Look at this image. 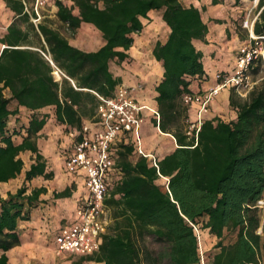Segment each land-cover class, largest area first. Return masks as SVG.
<instances>
[{
	"label": "trees",
	"instance_id": "16d2710c",
	"mask_svg": "<svg viewBox=\"0 0 264 264\" xmlns=\"http://www.w3.org/2000/svg\"><path fill=\"white\" fill-rule=\"evenodd\" d=\"M4 1L20 21H29L20 0ZM217 3L213 0L214 5ZM235 3L245 4L241 0ZM56 7L58 19L68 29L91 24L101 33L104 45L85 53L70 46L58 31L38 25L48 47L46 50L42 45V52L81 88L104 97L111 96L120 83L109 71V63L128 59L132 34L143 29L140 19L152 11L160 12L170 30L163 44H155L152 55L163 68V77L155 87L158 126L174 137L177 148L159 159L156 169L142 156L129 161L134 144L122 145L118 152L122 177L110 186L112 199L107 202L114 208L112 233L103 236L97 253L73 264L88 260L105 264H162L163 260L167 264H201L205 233L216 240V252L206 258V264H264V215L257 205L264 200V78L244 101L230 93L229 106L235 118L205 119L195 144L185 135L188 108L182 98L193 93L190 85L194 81L208 80L202 52L194 45L195 41L204 42L208 33L200 9L185 7L180 0H71ZM256 11L254 33L262 35L264 0L258 1ZM27 38L16 23L0 38L6 46L0 53V184L23 172L22 154L33 156L23 184L15 193L0 197V264H9L6 252L20 243L19 223L30 219L31 210L46 191L40 187L27 193V182L52 177L37 145L49 115L38 111L53 105L58 124L79 130L83 118H91L94 109L92 95L73 88L62 90L63 99H59L52 66L38 51L19 48L28 43ZM5 89H9L10 97L4 95ZM12 101L17 103L16 109H10ZM19 106L32 112L25 123L18 116ZM163 178L168 179L165 191L158 184ZM68 194L65 190L57 196ZM145 235H153L163 244L156 257L143 249Z\"/></svg>",
	"mask_w": 264,
	"mask_h": 264
},
{
	"label": "crops",
	"instance_id": "0c3cea01",
	"mask_svg": "<svg viewBox=\"0 0 264 264\" xmlns=\"http://www.w3.org/2000/svg\"><path fill=\"white\" fill-rule=\"evenodd\" d=\"M185 7L195 6L201 10V17L208 28V33L204 42L195 41V47L202 52V61H210V66L207 70L204 67L205 74L208 76V80L204 82L194 81L190 85V90L193 93L199 90H205L214 85V75L217 72H221L227 69L220 67L221 61L217 60L219 53L222 52L224 45L231 42L232 46H237L239 41L242 42L234 31V21L239 15H235V9L228 13V15H214L219 8L228 9L231 1L236 0H217V4H213V0H189V3H185V0H180ZM243 3H247V0H241ZM24 9V8H23ZM57 7L47 8L43 11L42 20L35 25L31 22L30 18L28 22H22L18 16L7 7L4 0H0V38L7 34V29L12 23H16L17 27L27 34L28 43L19 46L20 49H30L38 51L44 59L52 66V77L54 82L58 84V97L60 100L62 97V90L73 88L75 91H81L83 93H89L92 95V105L94 109L92 111L91 118H83L82 124L92 119L96 114L97 98L94 95L93 90L88 88H81L76 79H72L58 69L48 54H44L41 50L42 45L48 50V47L44 41V38L38 31V25L47 26L49 29L58 31L63 37H65L70 46L85 52L92 53L98 51L103 45L101 33L96 30L91 24L81 23L75 30L68 29L67 25L63 24L56 15ZM155 11L150 12L147 18H141L143 29L139 33L132 34L133 44L127 51L128 59L118 63L112 61L109 63V71L114 78H118L120 83L118 85H124L130 89L134 98L140 105L147 106L151 109L157 110V104L155 97L156 85L161 81L163 77V68L160 62L152 55V50L157 42L164 43L170 32L169 28L162 21V15H153ZM234 12V13H233ZM226 13V11H225ZM23 14L28 15L23 11ZM74 15H77V11H73ZM234 14V15H233ZM29 16V15H28ZM39 33L40 37L36 35ZM226 37H230L226 40ZM226 40V42H224ZM240 44H238L239 46ZM237 46V47H238ZM6 46L0 43V53ZM236 47V49H237ZM236 53V50H235ZM132 59V62L128 64V60ZM227 62L225 61V64ZM212 70H211V68ZM58 69L60 72H56ZM212 84V85H211ZM117 85V86H118ZM116 86V87H117ZM115 87V88H116ZM4 95L10 97L9 89L4 90ZM228 94L222 92L219 96H216L215 101L211 103L213 109H209L205 116V119H212L219 117L221 110H228L231 112L229 106ZM89 106V101L87 103ZM17 103L12 101L10 109H16ZM75 109L77 107L75 106ZM41 114L49 115L47 124L40 132V137L37 139V145L40 154L46 162L47 171L52 173L51 179H44L43 177H37L27 182V193H30L35 188H45V193L39 196V202L35 208L31 210L30 219L28 221H21L18 226V236L20 243L14 246L6 252L8 256L9 264H27L29 260L35 256L32 251L33 245H39L44 250V258L49 263L50 261H56V264H73L81 257L71 254H58L53 244L52 235H54L58 229L70 224L75 218V211L80 203L81 198L86 193L83 180L78 177L68 175L64 171V158L66 153L71 150L72 137L71 133L78 131L75 128L67 127L66 125H60L55 119V106H46L38 111ZM32 112L24 107H18V116L21 117L22 122H27L26 116ZM232 113H234L232 111ZM145 120L141 126V146L146 153L155 154L158 159L163 158L165 155L170 154L177 148L174 137L169 133H163L157 125L155 118L149 111L144 112ZM189 120H193L195 117V108L192 107L188 110ZM235 118V113L231 119ZM230 119V120H231ZM229 121V120H227ZM16 121L13 120L11 125L14 126ZM122 147L119 151H122ZM119 155V154H118ZM27 156L29 159L28 164L24 163L23 172L16 178L6 183L0 184V197H6L7 193H15L16 190L23 184L24 173L29 169V166L33 163V156L31 153L26 152L21 155ZM119 157V156H118ZM139 155L133 153L128 157L129 161L134 162ZM24 161V159H23ZM119 158H117V165ZM17 181H20V186H17ZM163 185L165 180L163 178ZM15 186V189L12 187ZM162 189V188H161ZM65 190L69 191L67 197H58L57 194ZM165 191L164 189H162ZM116 198V197H115ZM112 199L109 192V197L106 200V208L109 224L107 227V233H112V225H114L115 219L113 217L114 208L107 202ZM264 217V216H262ZM258 233H261V228ZM1 254V252H0ZM47 262V263H48ZM86 264H105L104 262H96L92 260L85 261Z\"/></svg>",
	"mask_w": 264,
	"mask_h": 264
},
{
	"label": "built area",
	"instance_id": "2783aa9c",
	"mask_svg": "<svg viewBox=\"0 0 264 264\" xmlns=\"http://www.w3.org/2000/svg\"><path fill=\"white\" fill-rule=\"evenodd\" d=\"M20 1L24 12L35 25L40 23L43 11L48 7L55 8L59 3H71V0ZM258 1L252 0L255 7ZM257 16L258 14L251 18L250 15H246L242 20V27L247 30V39L237 48L233 71L226 75L217 72L214 75L213 86L200 92L185 94L182 98L185 106L195 108V117L186 121L185 128V135L193 139L195 144L201 125L216 96L229 88L236 91L249 89L251 87L249 71L257 61L264 63V34L254 33ZM55 70L60 72L58 69ZM94 95L98 101L96 114L82 124L81 129L71 133V150L64 158V171L68 175L81 178L86 193L76 208L73 222L58 229L53 236V244L58 254L89 256L99 251L109 224L106 200L109 197L110 186L122 177L116 163L122 145L133 143L135 153L146 158L158 169V157L143 150L140 136L141 126L145 120L144 112H151L158 125L160 120L158 110L140 105L130 89L124 85H118L109 97L96 92ZM164 180L167 189L168 179ZM194 228L197 231V228ZM200 255L201 264H206L202 251Z\"/></svg>",
	"mask_w": 264,
	"mask_h": 264
},
{
	"label": "rangeland",
	"instance_id": "374dc122",
	"mask_svg": "<svg viewBox=\"0 0 264 264\" xmlns=\"http://www.w3.org/2000/svg\"><path fill=\"white\" fill-rule=\"evenodd\" d=\"M185 3L188 4L189 0H185ZM230 6L231 7L228 6V9H226V10L223 8H219L220 10H217L214 13V15H228L229 12H230L229 15H231V12L233 11V9H235V15H239V16L236 18V20H233L234 21V28L233 29L236 32L237 37L243 42L247 39V30L242 27V20L246 15H250L251 18H253L255 15H257V12H258V11H256L257 7H255L252 2L251 3L247 2L246 4H241V3L238 4V3H235L234 1H231ZM225 11H226V13H225ZM153 15H161V13L156 11L153 13ZM225 39L229 40V42L231 40L230 37H226ZM226 40L224 42H226ZM242 42L239 43V41H238L237 46H238V44H241ZM237 46H234V45L232 46L231 42L229 44L226 43V45H224L223 47L220 46V48H222L221 49L222 52L219 53L217 60L221 61L220 67H222V68L224 66H225L224 68L227 67L226 70L221 71V72H226L227 74H229L233 71V68L235 65V55H236L235 50L237 51V49H236ZM225 61L227 62V65H223V64H225ZM127 62H128V64H130L132 62V59L128 60ZM203 64L207 70H210V69H208L210 66V61L204 60ZM211 70H212V68H211ZM249 77H250V83H251L250 84L251 87L249 89H242V90L236 91L232 88H229V89H225V90L221 91L220 93L226 91V93L228 94V97H229L230 93H232L234 95L235 99H237L239 101L246 100L249 91H251V89L255 85H258L260 83V81L262 80V78H264V63L257 61L254 64L253 68L249 71ZM219 94L217 96H219ZM213 101H215V99ZM187 108H188V110L191 109L189 107H187ZM209 109H213L211 105H210ZM229 110L231 112H227L228 110L226 111L224 109L221 110L219 112V115H220L219 118H221L225 121L230 120L233 117L234 113H232L233 110L231 108ZM187 117H188V111H187ZM186 126H187V122L184 123V129L186 128ZM23 159H24V163L28 164L29 159L27 158V156H23ZM163 182H164L163 179H160L158 181V184L160 185V187L162 189L166 190V187H165V185H163ZM20 183H21L20 181H17L16 187L20 186ZM16 187L13 186L12 189H15ZM257 205L260 209V214L264 215V200H261V202H258ZM53 236L54 235H52L51 239H53ZM204 237H206V240L203 241V239H202V245H203L202 251H203L204 257L208 258L209 256H211L213 253L216 252V249L214 248L216 240L214 237H211V236L208 237V235H206V233H205ZM141 245H142L143 249L145 250V252H147L148 255H150L151 257H156L159 253L162 252L163 247H164L163 244L161 242H159L158 240H156L153 235H145L143 240L141 241ZM31 249H32L33 254L35 256H33V258L31 260H29V262L27 264H56V261H52V262L50 261V263H49L47 260H45L44 250L41 249V247H39V245L35 244L32 246ZM162 264H167V260H163Z\"/></svg>",
	"mask_w": 264,
	"mask_h": 264
}]
</instances>
